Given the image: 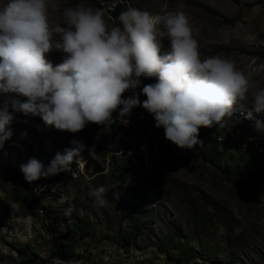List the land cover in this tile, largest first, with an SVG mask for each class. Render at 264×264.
Listing matches in <instances>:
<instances>
[{"label": "rangeland", "instance_id": "obj_1", "mask_svg": "<svg viewBox=\"0 0 264 264\" xmlns=\"http://www.w3.org/2000/svg\"><path fill=\"white\" fill-rule=\"evenodd\" d=\"M5 2L0 0V5ZM118 3L115 15L112 9ZM49 4L54 33L66 27L64 10L78 4L101 9L109 28L122 27L118 17L129 7L162 18L183 12L201 58L219 55L231 60L250 74L254 87L247 100L234 106L225 127H201L203 145L191 150L167 140L142 106L111 127L89 124L78 133L46 126L40 117L9 106L12 135L0 149V264H193L197 257L200 264H264V131L258 133L255 127L257 121L264 123V112L251 106L252 92L264 88V0ZM157 35L165 54L170 42L162 25ZM47 59L56 66L64 54L53 51ZM153 80L157 82L155 77L141 78L135 90L141 92V102L147 98L142 87ZM132 95L128 91L124 98ZM10 99L0 94V106ZM77 148L72 172L32 183L25 180L21 165L30 158L47 167L56 153ZM101 185L109 189L103 207L89 195ZM69 205L75 210L65 216ZM43 207L57 213L54 224ZM56 237L67 247L64 256L54 252Z\"/></svg>", "mask_w": 264, "mask_h": 264}, {"label": "clouds", "instance_id": "obj_2", "mask_svg": "<svg viewBox=\"0 0 264 264\" xmlns=\"http://www.w3.org/2000/svg\"><path fill=\"white\" fill-rule=\"evenodd\" d=\"M49 8V0H6L0 5V94L11 97L0 106V149L12 135L8 126L14 117L9 106L71 133L89 124L111 127L117 118L128 117L142 106L153 116L155 126L164 129L167 140L191 150L203 145L200 128L225 127L234 106L247 100L254 87L250 74L237 69L231 60L219 55L201 58L194 30L183 12L162 18L129 7L118 17L122 27L109 28L101 9L78 4L64 10L66 27L54 33ZM160 25L170 42L165 54H161L157 35ZM53 51L64 54L56 66L47 59ZM142 77L157 78L156 83L142 87L147 97L143 102L141 92L135 91ZM128 91L133 95L124 98ZM20 96L26 101L15 99ZM251 106L257 113L264 112V88L252 92ZM255 127L258 133L264 131V123L257 121ZM79 148L56 153L47 167L30 158L21 165L25 180L32 183L72 172ZM108 191L101 185L89 195L103 207ZM59 203H64L63 197ZM74 210L69 205L64 215ZM193 264H200L198 257Z\"/></svg>", "mask_w": 264, "mask_h": 264}, {"label": "trees", "instance_id": "obj_3", "mask_svg": "<svg viewBox=\"0 0 264 264\" xmlns=\"http://www.w3.org/2000/svg\"><path fill=\"white\" fill-rule=\"evenodd\" d=\"M119 7H120V5L118 3L115 7H113L112 13H114L116 15L117 14V10L119 9ZM155 82L156 81H154V83ZM248 172L249 173H252V172H254V169L253 170L248 169ZM118 179H119V186L121 188L122 185H123V183H124L123 173L122 172L120 173ZM43 209L45 210L46 215L49 217L50 224H54V221H57V213L54 214L53 211L51 209L49 210L48 207H43ZM203 219L205 220V218H203ZM63 220L67 221L65 218ZM50 230L53 233H56L57 232L58 234H61V232L58 231L57 227H55L54 229H52V226H50ZM58 238L56 237L54 239V243H55V246H56L55 249H54V252L56 254H58V255L64 256V254L68 253L67 247L64 244H62V245L60 243L58 244Z\"/></svg>", "mask_w": 264, "mask_h": 264}]
</instances>
